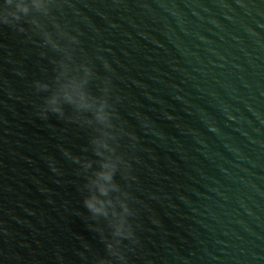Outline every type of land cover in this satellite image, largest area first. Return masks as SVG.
<instances>
[{
    "label": "water",
    "instance_id": "1",
    "mask_svg": "<svg viewBox=\"0 0 264 264\" xmlns=\"http://www.w3.org/2000/svg\"><path fill=\"white\" fill-rule=\"evenodd\" d=\"M0 264H264V0H0Z\"/></svg>",
    "mask_w": 264,
    "mask_h": 264
}]
</instances>
